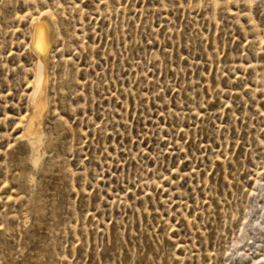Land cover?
<instances>
[{"label": "rangeland", "instance_id": "rangeland-1", "mask_svg": "<svg viewBox=\"0 0 264 264\" xmlns=\"http://www.w3.org/2000/svg\"><path fill=\"white\" fill-rule=\"evenodd\" d=\"M0 264H264V0H0Z\"/></svg>", "mask_w": 264, "mask_h": 264}, {"label": "bare ground", "instance_id": "bare-ground-1", "mask_svg": "<svg viewBox=\"0 0 264 264\" xmlns=\"http://www.w3.org/2000/svg\"><path fill=\"white\" fill-rule=\"evenodd\" d=\"M53 22L48 13H39L37 17L32 19L30 25L31 27L29 26V47L31 49L30 51H32L35 56L36 63L33 77L34 80L32 83L30 82L32 84V88L30 89L31 92L29 95V115L25 121L21 137L26 141V145L30 148L29 150L33 152L32 155L35 153V158L31 160L32 162H30L33 163L32 166H36L37 161L40 160V145L46 141L43 130V122L50 105L48 98V87L50 82V47L56 40ZM62 28H64V26ZM62 28H60V30Z\"/></svg>", "mask_w": 264, "mask_h": 264}]
</instances>
